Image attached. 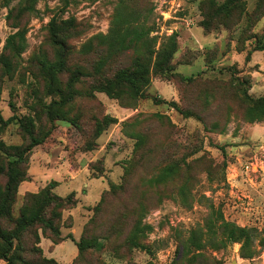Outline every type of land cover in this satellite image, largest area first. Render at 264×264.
Wrapping results in <instances>:
<instances>
[{"label": "rangeland", "instance_id": "1", "mask_svg": "<svg viewBox=\"0 0 264 264\" xmlns=\"http://www.w3.org/2000/svg\"><path fill=\"white\" fill-rule=\"evenodd\" d=\"M263 10L264 0H0V58L10 36L26 34L13 73L0 66V194L9 162L30 144L22 122L31 120L42 141L26 157L12 221L27 194L56 183L53 193L73 202L57 211L67 241L58 256H76L82 240L101 246L72 264H186L182 244L192 231L205 234L216 212L251 230L256 255L244 259L241 244L207 253L219 264H264V121H247L238 92L264 98V17L256 22ZM118 16L123 25L150 31L156 50L176 36L171 73H156V58L148 60L142 43L107 54L101 38ZM52 24L67 50L56 84L65 90L71 79L79 81L71 104L50 109L60 98L49 95L45 66L62 54ZM146 64L151 83L144 98L126 86L116 87L115 97L103 91L121 71ZM169 167L176 174L157 185ZM12 221L4 229L13 230ZM138 222L152 230L132 248L127 241ZM51 238L42 226L26 233L15 243L19 264H42L48 259L42 245Z\"/></svg>", "mask_w": 264, "mask_h": 264}, {"label": "trees", "instance_id": "2", "mask_svg": "<svg viewBox=\"0 0 264 264\" xmlns=\"http://www.w3.org/2000/svg\"><path fill=\"white\" fill-rule=\"evenodd\" d=\"M228 7V6H227ZM226 6L220 8L218 13L221 14L226 10ZM118 16L113 25L112 32L107 37L101 39L106 43V52L121 54L142 43L146 50L148 60L156 58L154 69L159 75H167L172 72V61L178 50L176 36L168 39L166 45L160 50H156L153 44L155 39L150 38V31L137 30L133 24L128 22L127 25L119 22ZM264 17V10L256 17V22H259ZM50 34L53 45L62 49V54L55 64L46 63L48 72L49 95H56L60 98L59 102L52 103L50 109L66 107L75 99V85L79 81L78 78H73L67 85L66 89L60 88L56 84V76L63 74L67 67V50L64 44L59 40V32L54 24L51 25ZM26 49V34L24 31H19L7 39L5 52L0 58V66L6 75H11L14 71V59L21 56ZM259 51H264V47ZM106 56V55H105ZM150 68L149 66H134L117 74L115 80H108L102 85L103 91L110 97H115L114 91L116 87H129L135 97L144 98L142 90L150 86ZM243 87V83L241 84ZM242 95V101L246 104L245 117L250 124L260 123L264 121V98L253 100L247 92L239 89ZM167 102L158 101V105L166 104ZM170 107L181 112L185 117H193L190 112H182L179 110L175 102L168 104ZM51 115V112H49ZM53 122L54 118L49 117ZM22 129L28 134L30 139L29 146L23 150L18 159L9 162L6 173V184L4 190L0 194V260L5 264H19L22 260L16 256L17 247L15 243H20L23 236L36 226H42L45 231L51 234V241L54 246H58L65 241L60 235V229L56 223L61 219V215L57 213L60 209L73 204L72 200H64L53 193L56 183L51 184L43 192L38 195L27 194L24 197V204L20 211L18 219L12 221V210L16 203L19 185L27 180V174L23 167L26 165L27 155L36 147L42 144L34 134V125L31 120L22 122ZM176 174L175 167H169L162 171V174L154 181L157 185L166 183L169 178ZM181 193V191H180ZM65 207V208H64ZM12 221L14 229L8 231L4 229L3 222ZM150 226H142L141 222L133 225V230L127 243L132 248H140L139 240L141 237L150 232ZM206 233L202 230L192 231L189 238L182 244L180 248V261L186 264H219L211 257L207 250L215 251L223 250L230 244H241V255L244 259H253L256 255L254 236L251 230L241 228L236 224L227 222L221 212L213 213L205 227ZM39 241V236L35 237ZM68 239L72 240V237ZM74 242V240H72ZM78 249V258L81 259L92 249L100 248L97 242L82 240L80 243H75ZM42 252V251H41ZM77 258V259H78ZM42 264H58L54 259L42 260Z\"/></svg>", "mask_w": 264, "mask_h": 264}, {"label": "crops", "instance_id": "3", "mask_svg": "<svg viewBox=\"0 0 264 264\" xmlns=\"http://www.w3.org/2000/svg\"><path fill=\"white\" fill-rule=\"evenodd\" d=\"M26 192H24L22 190V188H20V193L19 195L23 196ZM67 242V241H66ZM66 242H64L63 244H65ZM59 245V246H54L50 241L46 242V249L45 246L42 245L44 253H45V257H47L48 259H54L55 261H58L60 264H72L73 260L77 257V255L75 256V253L73 255H71V257L67 258V257H63V256H58V249L63 245ZM53 248V250H52Z\"/></svg>", "mask_w": 264, "mask_h": 264}]
</instances>
